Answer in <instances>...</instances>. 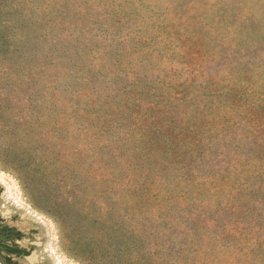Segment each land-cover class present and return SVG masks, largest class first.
Masks as SVG:
<instances>
[{
	"label": "rangeland",
	"instance_id": "obj_1",
	"mask_svg": "<svg viewBox=\"0 0 264 264\" xmlns=\"http://www.w3.org/2000/svg\"><path fill=\"white\" fill-rule=\"evenodd\" d=\"M0 4V219L23 235L19 264H128L125 247L156 257L170 239L172 264H264V127H250L264 113L246 110L264 105V0ZM158 129L172 151L153 139ZM216 131L236 140L219 144ZM121 161L172 213L147 230L148 246H118L103 230L112 214L100 191L121 182L111 173ZM211 162L250 174L245 190L231 186L234 200H250L241 212L205 211ZM246 218L261 244L225 233H248Z\"/></svg>",
	"mask_w": 264,
	"mask_h": 264
},
{
	"label": "trees",
	"instance_id": "obj_2",
	"mask_svg": "<svg viewBox=\"0 0 264 264\" xmlns=\"http://www.w3.org/2000/svg\"><path fill=\"white\" fill-rule=\"evenodd\" d=\"M3 0H1L2 2ZM7 1V0H5ZM1 5V4H0ZM3 9L0 6V14L3 13ZM9 24V22H8ZM7 25L6 20L1 19L0 15V33L4 27ZM185 81V80H183ZM261 105V104H260ZM257 108V109H256ZM261 110L260 112L264 113V105L261 106H247L246 110H248L247 114L249 115L253 110ZM208 129H213V131L218 128L216 120H208L206 122ZM168 123L161 126H158L162 129L167 127ZM260 126L264 127V122H260L258 119H252V123L250 125L253 132H256V135L260 134ZM156 131L154 135V140L159 135L158 139L163 147L166 145L170 146L169 151H172L173 141L170 134L160 132V129ZM221 131H216V136L220 134ZM163 134V135H162ZM253 138H250V144L254 145ZM259 142H264V133L263 138L258 136L255 137ZM260 138V139H259ZM236 138L229 136H219L217 142L219 144H225L229 141H234ZM248 143V142H247ZM183 146H191L192 142H186L182 144ZM160 148V147H159ZM161 149V148H160ZM206 155V154H205ZM206 157V156H205ZM212 158V157H211ZM208 159V158H206ZM118 165V168L114 169V175L122 173L121 182H114L109 186L102 188L100 193L106 194L110 199V211L111 218L108 222V226L105 229L108 231L107 237L110 238L109 241L117 244L118 246H126V243L129 239H134L133 241L136 244H142V246H148V241L145 243L148 238L146 234L149 229L151 233H155V230L159 232L160 223L163 221H169L172 217L171 211L167 208L168 202L166 200V195L163 194L162 190L157 188L156 184L146 185L145 187L143 181L140 178L135 179L131 176L132 171L129 170V165L124 161H121ZM257 174L262 172L260 169H257ZM250 174L248 171H237V172H228L224 170L221 166L218 167L216 163L211 162V164L206 165L205 163V180H201L203 184H205V193L208 195H212V197H208L205 199V211L214 212L222 214L223 212H227L228 214L235 211L241 212L243 208V204H248L250 202L249 199L237 197L235 200L231 196V186L234 182H237V185L241 189L245 190L246 183L240 184V180L248 179ZM193 188L195 187V181L192 183ZM199 187V185H198ZM261 192L264 193V187L259 188ZM197 190V188H196ZM165 199V200H164ZM193 199V198H192ZM233 199V200H232ZM150 204L151 207L145 210V206L141 204ZM178 204H181V200H177ZM260 209H264V203L259 205ZM108 209V208H107ZM104 206L101 209L102 213L105 214L107 211ZM229 218V217H228ZM227 218V219H228ZM260 219H264L263 217H259ZM98 219H101L102 227L105 225V221L102 220V216L99 215ZM248 221L241 222L244 226L247 225L248 233L240 234L238 230L232 229L229 232H225L227 236L232 235L236 239V244L240 241L246 246H254L255 244H261V236H259L256 232L257 238H255V244L252 239V233L254 234L255 228H253L251 218H246ZM213 221H216L213 219ZM145 226V228H144ZM205 227L207 229H211V224L209 220L205 221ZM144 228V229H143ZM98 229L99 236L104 235L106 231ZM110 230V231H109ZM246 237V238H240ZM23 235L21 232L17 231L15 228L6 225L2 219H0V252L5 251L7 253H12L16 255H28V252L23 251L22 249L17 248L16 241H20ZM219 235L213 236L214 241L218 240ZM164 246H161L159 249V254L156 257L152 255V248L148 246V248L143 247V251L141 249H133V248H124L121 250V257L128 264H172V255L170 254L169 246H166L172 239L168 241H163ZM156 243L153 245L155 246ZM205 242V246H206ZM10 246V247H7ZM119 258V259H120ZM5 259L0 256V262L2 264H6L2 261ZM122 261V259H121ZM15 264V263H12Z\"/></svg>",
	"mask_w": 264,
	"mask_h": 264
},
{
	"label": "flooded vegetation",
	"instance_id": "obj_3",
	"mask_svg": "<svg viewBox=\"0 0 264 264\" xmlns=\"http://www.w3.org/2000/svg\"><path fill=\"white\" fill-rule=\"evenodd\" d=\"M16 244H17V246H16L17 248L22 249L25 252H29L27 249H25L21 246H18V241H16ZM7 247H10V246H7ZM0 256L5 258V259H2V261L6 264H12V263L19 264L18 261L22 258L27 257L28 255H20L19 256L16 254H12V253L9 254L5 251H1ZM0 264H2V263L0 262Z\"/></svg>",
	"mask_w": 264,
	"mask_h": 264
}]
</instances>
